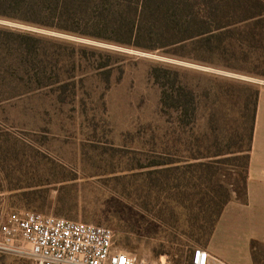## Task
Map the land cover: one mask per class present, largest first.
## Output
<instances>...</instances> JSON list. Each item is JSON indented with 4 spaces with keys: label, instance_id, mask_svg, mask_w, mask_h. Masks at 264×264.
I'll return each instance as SVG.
<instances>
[{
    "label": "rangeland",
    "instance_id": "1",
    "mask_svg": "<svg viewBox=\"0 0 264 264\" xmlns=\"http://www.w3.org/2000/svg\"><path fill=\"white\" fill-rule=\"evenodd\" d=\"M0 25L60 41L42 42L49 71L39 81L9 69L15 60L0 50V222L30 211L104 226L114 232L118 250L187 264L201 246L169 226L183 220L170 186L192 189L193 176L185 174L191 155L214 154L217 173L225 171L221 153L249 121L244 99L255 86L245 84L264 83L245 76L255 71V61L181 51L193 59L188 62L167 58L164 51L148 54L5 21ZM165 63L195 91L197 117L185 125L183 113L162 106L160 83L150 75ZM163 152L180 162L168 182H161L156 167ZM29 185L39 187L35 201L17 197L16 191ZM172 240L175 254H157L168 251ZM249 252L242 240L233 243L229 262L238 264ZM0 264L32 263L0 252Z\"/></svg>",
    "mask_w": 264,
    "mask_h": 264
},
{
    "label": "trees",
    "instance_id": "2",
    "mask_svg": "<svg viewBox=\"0 0 264 264\" xmlns=\"http://www.w3.org/2000/svg\"><path fill=\"white\" fill-rule=\"evenodd\" d=\"M0 21L148 54L164 51L167 58L175 60H193L180 55L185 50L236 61L252 60L255 71L245 76L264 80V0H0ZM45 40L60 42L55 37L0 25V50L15 60L9 69L19 76H33L39 81L49 71L40 54ZM106 66L104 63L100 68ZM150 75L160 83L164 108L183 113L184 125L186 119H196L195 91L179 81L178 71L165 63L162 68L153 67ZM245 85L255 86L252 95L244 99L249 121L239 126L221 153L227 163L225 171L217 173L214 154L191 155L185 174L193 176L192 189L184 190L180 183L170 186L171 202L182 210L183 220L176 218L168 225L203 248L208 246L226 205L232 199L247 202L261 86L252 82ZM160 157L156 167L163 176L157 180L168 182L171 173L180 170L175 166L180 162L168 159L166 152ZM37 188L21 187L16 196L35 201ZM176 244L170 241L168 251L157 254H175ZM256 246L252 241V256Z\"/></svg>",
    "mask_w": 264,
    "mask_h": 264
},
{
    "label": "built area",
    "instance_id": "3",
    "mask_svg": "<svg viewBox=\"0 0 264 264\" xmlns=\"http://www.w3.org/2000/svg\"><path fill=\"white\" fill-rule=\"evenodd\" d=\"M0 252L32 264H169L166 257L149 261L118 250L114 232L104 226L21 211L0 222ZM189 264H227L202 247Z\"/></svg>",
    "mask_w": 264,
    "mask_h": 264
},
{
    "label": "crops",
    "instance_id": "4",
    "mask_svg": "<svg viewBox=\"0 0 264 264\" xmlns=\"http://www.w3.org/2000/svg\"><path fill=\"white\" fill-rule=\"evenodd\" d=\"M243 241L251 248L256 243L257 261L252 251L238 264H264V83L258 94L257 114L254 125L247 182V202L232 199L218 222L206 250L211 256L232 264L227 251L233 243ZM229 259V260H227Z\"/></svg>",
    "mask_w": 264,
    "mask_h": 264
}]
</instances>
